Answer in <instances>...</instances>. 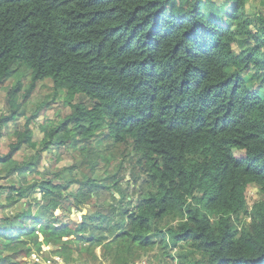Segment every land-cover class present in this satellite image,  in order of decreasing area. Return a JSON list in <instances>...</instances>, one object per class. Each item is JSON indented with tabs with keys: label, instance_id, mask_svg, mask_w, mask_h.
I'll use <instances>...</instances> for the list:
<instances>
[{
	"label": "trees",
	"instance_id": "trees-1",
	"mask_svg": "<svg viewBox=\"0 0 264 264\" xmlns=\"http://www.w3.org/2000/svg\"><path fill=\"white\" fill-rule=\"evenodd\" d=\"M246 2L0 0V88L18 78L0 115V180L11 178L0 183V264L48 245L68 261L113 246L127 264L154 247L172 264H264V12L248 17ZM39 81L70 111L35 140L30 123L51 100L21 106ZM102 147L109 164L120 158L111 178L53 171L59 156L46 165V152ZM19 149L35 153L18 160ZM250 186L259 199L248 206ZM84 205L83 220L69 218Z\"/></svg>",
	"mask_w": 264,
	"mask_h": 264
},
{
	"label": "rangeland",
	"instance_id": "rangeland-1",
	"mask_svg": "<svg viewBox=\"0 0 264 264\" xmlns=\"http://www.w3.org/2000/svg\"><path fill=\"white\" fill-rule=\"evenodd\" d=\"M231 7H227L226 10L230 11ZM245 9H246V15L248 17H251L253 14L259 15L264 12V0H247L245 4ZM250 28H253V25H250ZM244 38H248L250 42L253 43V39L249 38V36L246 34ZM244 46H240L238 44H233V52L234 55H237L240 50H242ZM19 73L23 71V68L18 70ZM248 76V74L246 75ZM20 84L21 88L19 92L17 93L18 100H21V96L25 94V90L29 87L30 79L28 76H23L21 74L20 76ZM18 81V78L16 77L12 82H10L6 88L2 89L0 88V115L4 114L6 111L8 105L7 101V92L13 83ZM49 84L45 82L39 81L36 83L34 90L31 91L30 93L27 94V98L25 102L22 104L21 109L25 110L27 114H29L28 111H30L33 108L38 107V104L44 101H50L52 98V93L49 90ZM70 111L69 105L64 101L63 95L60 98H57L56 100L53 99L51 100L47 107H45L44 113L41 112L37 113V116L34 117V120L30 123V127L33 129V139L35 140H40L42 137V132H41V126L49 123L52 121L51 126H55L58 124L60 120L63 119V117L68 114ZM26 122L25 119H21L16 122H10L8 123V126H3L2 129L4 132V129H9L7 130L9 133H13L16 131L23 130V125ZM12 135H5L2 139L1 142H4V147L6 146L7 143H9L11 140H13ZM90 143V142H89ZM2 148V151H5L6 148ZM25 150V151H23ZM22 151L19 149L16 154L14 155L15 159H26L29 156H31L33 153H35L34 150H28L23 149ZM99 149L94 150V154H85L81 153L78 150H61V151H51V152H46L48 154V159L49 162L46 163L47 166L50 167V164L52 163V158H58L56 161L53 162V171H59L63 165H75L76 167L72 169V175L76 174H86L87 176L93 177V178H100L101 176L105 177L108 176L111 178V174L114 173L116 170V165L118 162H120L119 159H115L112 162L107 161V158L109 157V152L105 150V147L100 148V152H97ZM102 150V152H101ZM122 150V148H121ZM21 151V152H20ZM80 167L83 170L81 172ZM92 167H102L103 169H97L95 172L92 173ZM129 167H124L122 166V172H124V175L128 177V171H126ZM52 169V168H51ZM91 169V171H90ZM69 171H64L63 174H67ZM89 172V173H88ZM41 174H27V178L29 182L33 180V177H40ZM11 178H3L0 180V183L5 184H11L10 182ZM72 186V185H71ZM124 187H127L126 184L123 185ZM72 188V187H70ZM69 188V191H70ZM103 193L102 196L106 198V200H110V194L109 191L105 189L101 190ZM65 195L67 194L66 191L63 192ZM40 195V194H38ZM246 197L248 200V206H251L254 202H256L259 199L258 193H257V188L255 186H250L247 189L246 192ZM41 202V201H40ZM43 203V202H41ZM44 205V203H43ZM15 206H9V208L5 209V213H10L14 211ZM89 209L88 205L82 206V209L79 210H74L72 213H70L69 218L74 219V221H81L82 215L87 213V210ZM70 238H74V236H70ZM111 239V238H110ZM41 240V239H40ZM113 244V243H112ZM53 247L51 245L44 246L42 247V251H48V252H38L34 251V254L31 255L30 258H27V264H127L125 262V257L128 255L126 251L121 252L117 257H114L115 253L114 247L112 246L111 249H106V252L103 254V249L101 246H98L95 248V253L97 256V259L94 260L93 257L89 254L83 253L80 254L79 256L74 255V259L71 261H68L66 256H61L58 254H55L54 252H51ZM59 250V249H58ZM87 251V248H85ZM54 253V254H53ZM172 253V252H171ZM166 252H163L162 254L160 253L159 249L157 247H154L152 249H145L141 252H135V259L133 262H130L129 264H172L170 259L168 257L165 258ZM75 260V261H74Z\"/></svg>",
	"mask_w": 264,
	"mask_h": 264
},
{
	"label": "clouds",
	"instance_id": "clouds-1",
	"mask_svg": "<svg viewBox=\"0 0 264 264\" xmlns=\"http://www.w3.org/2000/svg\"><path fill=\"white\" fill-rule=\"evenodd\" d=\"M117 195H118V194H117ZM117 197H118V196H117ZM33 254H34V253H33ZM33 254H31V255H33ZM30 257H31V256H30ZM30 257H29V258H30Z\"/></svg>",
	"mask_w": 264,
	"mask_h": 264
},
{
	"label": "built area",
	"instance_id": "built-area-1",
	"mask_svg": "<svg viewBox=\"0 0 264 264\" xmlns=\"http://www.w3.org/2000/svg\"><path fill=\"white\" fill-rule=\"evenodd\" d=\"M70 264H74V263H70ZM78 264V263H77Z\"/></svg>",
	"mask_w": 264,
	"mask_h": 264
},
{
	"label": "water",
	"instance_id": "water-1",
	"mask_svg": "<svg viewBox=\"0 0 264 264\" xmlns=\"http://www.w3.org/2000/svg\"><path fill=\"white\" fill-rule=\"evenodd\" d=\"M116 196H118V195L116 194Z\"/></svg>",
	"mask_w": 264,
	"mask_h": 264
}]
</instances>
